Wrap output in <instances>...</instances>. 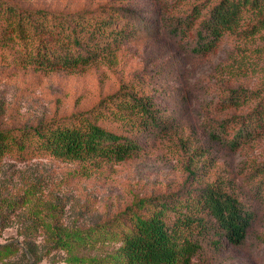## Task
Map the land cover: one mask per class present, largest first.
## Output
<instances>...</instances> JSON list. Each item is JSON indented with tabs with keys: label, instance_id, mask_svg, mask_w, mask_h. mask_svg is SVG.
Returning <instances> with one entry per match:
<instances>
[{
	"label": "rangeland",
	"instance_id": "1",
	"mask_svg": "<svg viewBox=\"0 0 264 264\" xmlns=\"http://www.w3.org/2000/svg\"><path fill=\"white\" fill-rule=\"evenodd\" d=\"M207 1L215 2L0 0L1 8L58 12L93 11L112 3L139 11L146 27L154 30L151 36L141 35L123 45L111 59L74 72L47 73L10 62L18 46L2 41L5 22L0 14V132L17 137L19 131L40 122L88 111L137 77L144 79L142 90L172 112L175 125L163 138L139 135L143 153L121 163L63 160L37 150L34 144L24 145L23 151L14 149L0 160L4 223L0 219V245L15 242L22 248L29 234L39 247V261L31 259V264H124L115 253L121 245L118 225L126 221L130 208L137 211L136 206L150 198L198 189L218 176L240 183L254 167L264 164V136L233 155L199 149L203 125L230 114L217 107L227 90L256 89L264 83L263 39L227 37L213 54L191 59L165 33L193 5ZM245 18L250 23L259 16L247 13ZM258 210L247 243L212 253L211 264H264V205ZM93 229L88 243L70 242L69 250L54 245L58 236L64 238L69 232L87 236ZM19 248L0 251V264H25Z\"/></svg>",
	"mask_w": 264,
	"mask_h": 264
},
{
	"label": "trees",
	"instance_id": "2",
	"mask_svg": "<svg viewBox=\"0 0 264 264\" xmlns=\"http://www.w3.org/2000/svg\"><path fill=\"white\" fill-rule=\"evenodd\" d=\"M211 3L193 5L165 31L188 58L213 54L227 37L264 40V0ZM247 13L259 18L246 23ZM0 14L5 22L2 41L18 46L10 62L47 73L85 69L113 58L123 45L141 35L154 34L139 11L112 3L73 12L7 5L0 7ZM143 82L137 77L88 111L40 122L19 131L17 137L0 132V160L14 149L23 151L26 144L68 161L121 163L138 157L144 150L139 135L163 138L175 127L172 112L142 90ZM217 107L230 114L203 125L199 149L233 155L263 138L264 83L256 89H228ZM102 122L115 126L105 127ZM252 170L240 183L218 176L198 189L150 198L136 206L137 211L130 208L124 215L126 221L118 225L121 245L116 258L124 264H211L212 253L243 247L258 221V207L264 205V164ZM94 233L95 229L87 236L69 232L64 238L58 236L54 245L69 250L70 242L88 243ZM27 236L22 248L11 242L0 245V251L8 253L16 247L25 264L39 261L37 242Z\"/></svg>",
	"mask_w": 264,
	"mask_h": 264
}]
</instances>
